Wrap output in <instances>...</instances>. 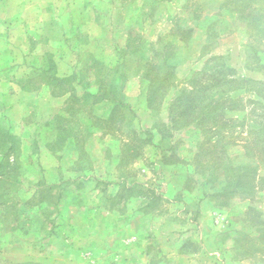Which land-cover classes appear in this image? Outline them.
Listing matches in <instances>:
<instances>
[{"label":"rangeland","instance_id":"1","mask_svg":"<svg viewBox=\"0 0 264 264\" xmlns=\"http://www.w3.org/2000/svg\"><path fill=\"white\" fill-rule=\"evenodd\" d=\"M0 132V264H264V0H0Z\"/></svg>","mask_w":264,"mask_h":264},{"label":"trees","instance_id":"2","mask_svg":"<svg viewBox=\"0 0 264 264\" xmlns=\"http://www.w3.org/2000/svg\"><path fill=\"white\" fill-rule=\"evenodd\" d=\"M52 58H53V56L49 58L51 60V62H52ZM55 66L56 65L54 64V61H53V63L49 66L48 69H43L44 75H46L48 83L54 82L57 85V83L59 84V83H62L63 81L71 80L74 77H76V78L78 77V78H80V80H82L80 72H75L73 75H69V76H66V77H59L57 75L56 71L54 73ZM102 66H103V64H102ZM110 71L118 72L115 69V67H114V69L112 67ZM114 76L115 75L112 74V79H109L107 81H103L104 83H102V84L100 83V85H99V89L98 90L102 94L101 97H102L103 100L109 99V95H110L109 93H114L116 95V91H117V89H119L118 85L116 84L117 82H119V79L113 78ZM203 84L205 85V87H208L210 85V84H207V83L199 84L198 82H196L194 84L193 89L190 91V94L189 93H185L184 95H193L199 88L202 89L204 87ZM99 91L98 92L91 91V95L93 97H95V96L99 95ZM218 99H220V98H216L214 96H212L210 98V101H209V110L210 111L215 109V108H217V106L219 105V100ZM116 103H118V102H115V104ZM184 104H188L186 100H184ZM189 106L190 107H189L188 110H189V115H191V117L189 119H187L186 121L189 122V124H191L193 122H196V124H201L203 122V120H204V117L201 118L199 113H197V111H199V109L197 108L198 106H195L193 103L191 105H189ZM192 111H194L193 114H192ZM55 118H57L56 120H58L57 123H56L57 136H56V138L53 141L47 142V147L52 148L53 151H55V149H57V148H62V147L68 146V143L70 144V140H74L75 142L77 140L76 134L74 133L73 129H70L69 125L66 123V120H63L62 118H59V117H55ZM1 134L2 133L0 132V137H1ZM3 136L6 137V135H3ZM10 137H11V135H10ZM139 155H140V152L135 150L134 153H133V158L138 157ZM229 170H230L229 174L233 175V172H234L235 169L233 168L231 170V168H230ZM4 176H5L4 173H0V183L7 182ZM228 183H229V180H228ZM53 187H54L53 185H50L49 189H53ZM235 187H244V188H249L250 187L251 189H253L255 186L253 185V183H250V181H244V182L239 181L238 184L235 185ZM224 190L225 191H230V187L226 186ZM221 194L222 193H215V194H213V196L221 195ZM2 196H4V195L1 194L0 195V199H2ZM262 231L264 232V228L262 229ZM263 238H264V235H263Z\"/></svg>","mask_w":264,"mask_h":264}]
</instances>
